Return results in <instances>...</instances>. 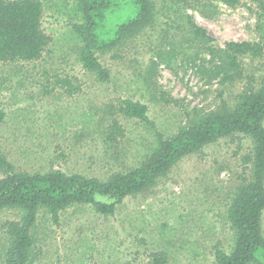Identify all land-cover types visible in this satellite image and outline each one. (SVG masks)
I'll use <instances>...</instances> for the list:
<instances>
[{"label": "rangeland", "instance_id": "obj_1", "mask_svg": "<svg viewBox=\"0 0 264 264\" xmlns=\"http://www.w3.org/2000/svg\"><path fill=\"white\" fill-rule=\"evenodd\" d=\"M40 1L42 29L50 38L42 56L0 61V152L16 172L60 170L105 181L137 168L153 133L119 113V101L145 104L157 132L173 135L188 114L231 105L242 88L213 77L218 60L211 61L207 47L264 38L261 10L250 0L234 7L222 0H147L148 18L117 48L96 53L109 73L102 80L78 60L73 25L80 22V1ZM188 17L206 31L207 44L190 35ZM242 65L245 74L259 78L264 56L245 57ZM58 80L70 82L73 94ZM113 120L124 134L109 145L104 138ZM241 138L219 140L183 158L154 188L125 198L113 216L74 206L58 224L39 218L34 264H142L159 252L166 264H212L215 246H232L224 214L245 172L241 158L250 150ZM19 217L16 210L0 212V263L8 243L2 223Z\"/></svg>", "mask_w": 264, "mask_h": 264}, {"label": "trees", "instance_id": "obj_2", "mask_svg": "<svg viewBox=\"0 0 264 264\" xmlns=\"http://www.w3.org/2000/svg\"><path fill=\"white\" fill-rule=\"evenodd\" d=\"M80 22L73 25L79 40L78 60L83 70L102 80L109 77L96 53L118 47L134 27L149 16L147 0H78ZM234 7L241 0H222ZM261 10L264 0H250ZM43 5L40 0H0V61H36L50 38L42 29ZM190 35L205 44L206 31L187 18ZM211 71L220 84L240 82L242 88L231 105L223 104L208 114L193 112L176 133L163 137L147 114L145 104L120 100L118 111L124 117L144 123L153 133L146 153L137 168L113 174L105 181L60 170L29 174L16 172L6 155L0 152V212L16 210L18 220H6L2 228L7 246L0 264H34L35 228L39 218L59 223L60 214L76 206H90L96 214L113 216L125 198L144 194L167 176L183 158L222 139L246 138L250 150L242 158L245 167L238 185L228 196L225 220L232 230V246L225 251L213 248L212 264H264V66L256 78L245 74L242 59H261L264 38L257 42H228L223 48L207 47ZM73 94L67 80H58ZM172 102H175L172 100ZM4 117L0 113V122ZM118 121L108 126L105 142L109 145L122 137ZM241 138V139H240ZM165 253H153L142 264H166Z\"/></svg>", "mask_w": 264, "mask_h": 264}]
</instances>
